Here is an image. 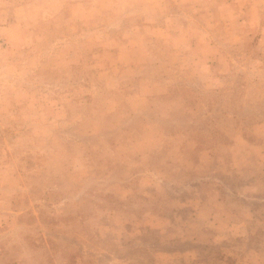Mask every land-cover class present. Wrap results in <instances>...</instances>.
<instances>
[{
  "label": "rangeland",
  "instance_id": "1",
  "mask_svg": "<svg viewBox=\"0 0 264 264\" xmlns=\"http://www.w3.org/2000/svg\"><path fill=\"white\" fill-rule=\"evenodd\" d=\"M0 264H264V0H0Z\"/></svg>",
  "mask_w": 264,
  "mask_h": 264
}]
</instances>
